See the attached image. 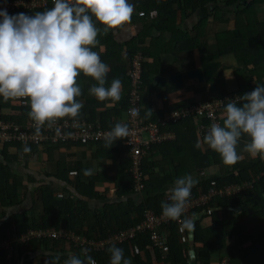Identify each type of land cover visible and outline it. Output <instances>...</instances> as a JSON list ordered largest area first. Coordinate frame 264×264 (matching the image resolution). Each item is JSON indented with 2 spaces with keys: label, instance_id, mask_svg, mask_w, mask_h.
I'll list each match as a JSON object with an SVG mask.
<instances>
[{
  "label": "crops",
  "instance_id": "1",
  "mask_svg": "<svg viewBox=\"0 0 264 264\" xmlns=\"http://www.w3.org/2000/svg\"><path fill=\"white\" fill-rule=\"evenodd\" d=\"M227 1V0H225ZM250 0H239L233 6L220 5V16L226 18L227 21L219 22L211 19L210 12L212 4L205 6H196L195 10L187 9L180 13L178 28L185 33L195 36L194 27L202 19L208 18L204 26L203 36L201 37L202 45L196 49L184 52L169 53L163 51L160 54L159 65H157L150 55L152 39L158 37L161 33L156 28H148V22L145 23L140 16L139 11L134 7V12L130 24L123 29L116 31L115 35L109 31L103 34L105 42L99 43L94 48L97 51L102 62L109 66L110 71L106 77V87L110 86L113 79H119L122 82L121 98L124 93V87L128 81L129 69L134 57L140 55L144 59V89H143V115L150 120L156 116L164 117L171 110L215 99L221 95L237 94L238 82L235 78L237 69L246 70V66L241 59H236L231 53L221 55L218 53L217 47L213 42L215 34L230 31L233 36L239 37V32L235 29V11L238 4L249 2ZM133 3V0H129ZM179 8V7H178ZM26 15H34L35 12H24ZM253 20L258 23H264V3H257L251 7ZM152 17L156 16L153 12ZM98 27H102L99 26ZM165 42L169 43L172 38L170 31L163 35ZM260 37L254 36L250 40H246L245 47H251L260 44ZM161 49L164 48L161 44ZM159 48V50H160ZM256 50L250 51V55L257 54ZM262 66H264V56H262ZM248 75V72H245ZM85 78V77H84ZM77 83L78 80H77ZM95 84V81L89 77L83 79L82 95L79 101L82 102L83 108L79 117L90 118L102 122L105 125H115L116 123H124L127 119L126 108L122 107L119 101L98 100L91 95L89 89ZM256 81L252 82L255 85ZM18 102L4 101L0 97V118L16 123H28L31 119L28 116L29 111L23 112ZM152 112L151 116H146L147 111ZM156 114V115H155ZM225 118V113L221 115V124ZM176 136V134H175ZM247 137H242L237 146V153L241 159H253L248 153L243 151ZM176 140V138H175ZM174 140V141H175ZM5 146L0 144V159L9 165L12 175L16 178L17 186L20 188V200L18 205L0 207V216L4 212L5 217L0 219V225L4 221L11 219L12 216L21 213H27L29 219L39 220L43 216L42 203L38 200V193L46 185L55 187L54 194L57 198H62V189H69V182L76 180L78 174L77 168L83 169V184L89 183L90 177L101 176L95 183V195L83 197L85 209L89 210V214L83 215V227L85 232H94L99 228H108L116 226V222L109 225L107 220L98 221L103 215L106 206H113V209H119V205H126L129 201L140 205L143 196L130 192V187L126 183H122L117 187L116 182L111 180L115 177L119 169V164L114 162L112 155L101 156L97 153L100 147L96 145H85L75 147L72 145L61 146L58 148L26 146V145H7L6 156L2 154ZM28 147L29 152L25 153L24 148ZM124 158L125 155L122 154ZM154 162L157 165L155 171L156 177H164L168 186L174 187L177 178L185 175H191L198 182L205 180H213L214 177L226 174L230 168L223 164L222 166L214 165L200 171H196L192 161L191 152H185L179 160L170 161L169 157L162 153L155 154ZM264 162V160H261ZM182 166L179 173L176 172L177 166ZM90 169L91 175L85 176L84 170ZM70 171H76V175H69ZM67 174L66 182L59 181L56 175ZM61 195V197L59 196ZM9 205V202H7ZM239 212V211H237ZM197 217V215L195 216ZM194 217V218H195ZM1 218V217H0ZM127 219H134L135 213L126 215ZM194 218L190 221L191 225L196 221H200L201 227L206 228L211 225L208 218L200 216L195 222ZM236 216L231 219L219 210V220L224 223V230L229 233L232 230ZM52 229V228H49ZM46 229V230H49ZM190 229V227H189ZM41 230V229H40ZM141 242V241H140ZM139 242V243H140ZM144 242V241H143ZM236 243L235 239H227L226 248L224 250L213 251L209 260L210 264H218L225 257L230 258V249ZM141 244V243H140ZM245 244L244 246H246ZM126 252L124 258L130 260L131 264H164L166 260L158 255H154L151 250L150 240L146 239L140 251H132L129 246L124 245ZM237 254V250L233 249ZM70 254L80 256L82 253L75 250L68 243H33L20 248L15 255V261L18 264H44L57 262L63 264L64 260ZM137 254V257H136ZM239 255V254H238ZM264 255L257 254L256 259H262ZM240 257L236 256V261L241 264ZM167 261H169L167 259ZM192 258L187 264H192ZM0 264H7V261L0 254Z\"/></svg>",
  "mask_w": 264,
  "mask_h": 264
},
{
  "label": "trees",
  "instance_id": "2",
  "mask_svg": "<svg viewBox=\"0 0 264 264\" xmlns=\"http://www.w3.org/2000/svg\"><path fill=\"white\" fill-rule=\"evenodd\" d=\"M238 1L239 0H133L132 4H134L139 13L144 12V16L141 17L145 23H149L148 28H156L161 33L160 36L152 39V46L150 50V55H152L155 60L154 63L159 65L160 54L163 51L177 53L200 47L202 45V41L199 39L203 36L204 26L207 19L210 17L211 19L219 22L227 21L226 18H222L220 16V5L225 4L226 6H233ZM257 3H264V0H250L249 2L237 5L234 18L235 29L239 32V37L233 36L230 31L215 34L213 37V42L216 45L219 54L225 55L231 53L236 59H241L246 66V70L237 69L235 71V78L239 85L237 92L238 97L245 93H250L257 85H264V66H262L261 61L262 56H264V23L257 24L253 20L251 14V7ZM208 4L213 5L212 11L210 12L211 14L208 18L199 21V23H197L194 27L193 30L195 32V36L192 37L191 34L185 33L178 28V25H180L178 24L180 20V13L190 8L195 10L196 6L201 7ZM153 12H156L155 17H152L151 15ZM19 13H24V11L13 12L9 15H16ZM167 31L172 33V38L169 43L165 42L166 40L163 36ZM254 36L260 37V44L257 43L255 46L245 47V41L250 40ZM106 38L107 37H104L103 34H99L97 37L100 44L105 42ZM161 44H163L164 47L162 49L160 48ZM252 50H256L258 53L256 55H250V51ZM142 65L144 68V59L142 60ZM246 71L248 72L247 76L245 75ZM84 77L85 76L81 74L78 78V85L81 89H83V79L86 78ZM145 77L146 75L144 70L143 82L140 87L142 105L144 89L143 83ZM253 81H256L255 85H252ZM123 92L126 93V95H123L120 103L123 108L127 109L129 106L131 92V78L129 75ZM222 97H224V95L215 99ZM77 99L79 100V97ZM21 108H24L22 109L23 112L30 111V105ZM224 109L225 107L221 111L220 115H222ZM76 118L83 117L78 116ZM159 118H161V116H156L153 120L146 118V121H157ZM0 120L8 121L5 118H0ZM83 120L94 125L100 124L101 127L106 129H112L115 126L112 124L105 125L100 121L90 118H83ZM196 122L197 119L189 116L177 122H169L162 126L163 131L175 133L176 140L168 141L153 147L151 151H149L148 155L145 156L142 165L145 183V188L142 191V203L136 206V204H134L131 200L126 205L120 204L118 211L113 209V206L111 205L106 206L103 215L98 218L99 223L107 220L109 225H112V222H116L117 227L110 226V229L105 227L102 229L98 227L96 229L97 231L94 232L84 231L83 215L89 214V210L84 207L85 204H83V197H88L92 194L95 195V193L98 195L95 191V183L100 179L103 180L108 177H90L89 183L83 184V169L78 167L77 172L79 176H77L76 180L69 182V186L72 191L67 188L62 189V198H57L54 194L55 187L52 185L44 186V188L38 193V200L42 203L43 207V216L39 218L38 221L29 219L27 213L12 216L11 219L4 221V223L0 225V241L13 235L19 236L30 231L40 229L46 230L49 228L56 230L64 229L77 235H86L102 239L109 237L118 230L127 229L140 222L146 209H153L158 214L162 213L161 203H170L167 193L171 187L168 186V179H165L164 177H156L155 171L157 169V165L153 160L155 154L162 153L166 155V157H169L170 161H175L179 160L185 152L189 151L192 154V161L196 171L203 170L210 166H222L224 164L220 155L203 143L204 136L199 134L197 131ZM198 141L201 142V146L199 148L195 147ZM15 144L17 143L2 144L5 146L2 151L4 157H7L6 146ZM89 145H96L100 147V149L97 150L100 152L97 154L101 156L112 155L114 162L119 164V169L116 176L111 178V180L116 182L117 187H119L122 183H126L130 187V192L134 193L135 180L131 170L132 161L128 156L127 147L123 145V142H121V140H117L112 144H108L107 140H99L92 142ZM61 146L65 145L61 144L53 147L45 146V149L54 147L58 148ZM72 146L82 147L80 143H75V145ZM166 149H169L168 154L165 152ZM122 154L125 155L124 158L122 157ZM7 164L0 159L1 208L18 205L20 200V188L17 186L16 178L12 175L11 169ZM229 168L230 170L226 174H221L213 178L216 182L217 188L235 183L242 184L244 182H250L257 176L258 178L253 183L251 188L244 187L241 192L235 195L225 198L215 197L213 201L210 202L209 206L213 209L212 214H205L201 217L202 219H210L211 225L206 228H202L199 220L194 223V240L189 244L195 252V259L192 261V264H210L209 260L212 252L224 250L226 248L227 239L236 240V243L233 245V248L230 249L229 254L232 264H238L236 256L240 257L239 259L241 264H264V257H262V259L255 258L257 254L264 255V162H262L258 157L251 160L240 159L236 164L229 166ZM181 169L182 166L179 165L175 170L179 173ZM56 177L59 181L66 182L67 180V174L65 172L62 175H56ZM211 181L212 180L203 179L198 182L195 187H193L191 194L194 197H198L200 194L207 192ZM7 202H9V205ZM205 208L206 207H203L200 210H192L189 216L185 218V221L187 220L190 222ZM219 210H223V212L230 219L233 216H236L232 230L229 233L225 232L224 223L219 220ZM237 210H239V212H237ZM132 212L135 213V218L132 220L127 219L126 215ZM0 217V219L5 217L4 212H2ZM12 228H14V232ZM146 239L149 240L147 236L141 238L140 246L143 245ZM33 243L37 242L33 241L30 244ZM169 243L170 253L168 260L176 264H187L190 261V256L184 255V250L187 249L189 245L180 243L175 226L171 227ZM245 244L247 245L244 246ZM124 245L126 244L116 246L123 249V255H125L124 253L126 252ZM20 248H22V246L16 247L15 254L20 250ZM108 249L104 250V252L95 253L92 258H94L98 264H109L111 254ZM233 249L237 250V254L232 251ZM18 262H20V260L14 261V264H18ZM56 263L52 262L44 264Z\"/></svg>",
  "mask_w": 264,
  "mask_h": 264
},
{
  "label": "clouds",
  "instance_id": "3",
  "mask_svg": "<svg viewBox=\"0 0 264 264\" xmlns=\"http://www.w3.org/2000/svg\"><path fill=\"white\" fill-rule=\"evenodd\" d=\"M53 5L31 16L9 15L6 9L0 10V97L6 102H29L28 116L34 122L36 135L45 126L52 128L59 120L80 115L83 104L77 98L82 90L77 80L81 74L95 81L89 92L98 100H120L122 82L113 79L110 86H105L110 69L93 49L99 45L101 31L115 35L130 24L135 7L129 0H53ZM224 113L223 125L211 124L203 143L231 166L241 159L237 146L242 137H247L243 151L264 160V85H257L238 101L230 100ZM132 114L138 115V109H133ZM151 115L148 110L146 116ZM128 135V126L118 122L107 133V143ZM200 146L198 141L195 147ZM29 151L24 148L25 153ZM84 175H91V170L85 169ZM197 183L191 175L177 178L167 193L170 203H161L162 215L179 219ZM185 224L191 227L189 221ZM108 251L109 264H131L124 258L123 249L113 246ZM88 252L83 249L82 258L70 254L63 264H96L94 254L90 256ZM15 255L14 252L13 264Z\"/></svg>",
  "mask_w": 264,
  "mask_h": 264
},
{
  "label": "built area",
  "instance_id": "4",
  "mask_svg": "<svg viewBox=\"0 0 264 264\" xmlns=\"http://www.w3.org/2000/svg\"><path fill=\"white\" fill-rule=\"evenodd\" d=\"M53 6V0H0V10L6 9L8 14L19 11L42 12ZM140 16H144V12H141ZM142 60L143 58L140 55L134 57L129 69L131 92L127 108V120L122 123L128 126L129 135L120 139L123 145L127 147L128 156L132 161L131 170L135 180L134 193L140 196L145 188L142 166L145 156L148 155L153 147L176 138L175 133L163 131V125L191 116L197 119L196 128L199 134L205 136L211 124L218 123L222 125L220 113L226 104L230 100H239L237 94L224 95L222 98L205 103H195L173 109L157 121H146V117L142 113L144 107L140 89L144 74ZM16 102H18L20 107L29 105L26 99H20ZM133 109H138V115L132 114ZM111 130L101 127L100 124L94 125L84 121L83 118H65L59 120L52 128L45 126L41 129L40 134L36 135L35 125L32 120L28 123L0 120V144L17 143L29 147H53L61 144L67 146L80 143L83 146L95 141L107 140V133ZM165 152L168 154L169 149H166ZM76 174V171L69 172V175ZM257 178L258 176L250 182L235 183L221 188H217L216 182L212 180L207 192L200 194L198 197H194L191 194L186 211L179 219H170L163 216L162 213H156L153 209H146L140 222L127 229L118 230L109 237L102 239L76 235L64 229L35 230L19 236L13 235L0 241V254L7 261V264H13L16 247H25L33 241L69 243L81 253L83 249H88L90 256L122 244L129 246L132 251H140L139 242L142 237L147 236L155 256L158 255L162 260H166L164 264H176L167 261L170 253L171 227H176L180 243L189 245L191 236L188 226L185 224V218L189 216L192 210H200L206 207L202 212L211 215L213 209L209 204L215 197H230L241 192L244 187L251 188ZM59 196L61 197V195ZM12 230L14 232V228ZM191 252L192 248L189 245L184 250V255L191 256ZM218 264L232 263L229 257H225Z\"/></svg>",
  "mask_w": 264,
  "mask_h": 264
},
{
  "label": "water",
  "instance_id": "5",
  "mask_svg": "<svg viewBox=\"0 0 264 264\" xmlns=\"http://www.w3.org/2000/svg\"><path fill=\"white\" fill-rule=\"evenodd\" d=\"M237 211H239V210H237ZM198 218H199V216L195 217L193 221L195 222ZM193 229L194 228H193V224H192L191 227H190V229H189L190 230V236H191L190 237L191 242H193V240H194V230ZM191 258H192V260L195 259V252H194V250H192V252H191Z\"/></svg>",
  "mask_w": 264,
  "mask_h": 264
}]
</instances>
